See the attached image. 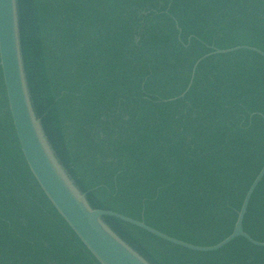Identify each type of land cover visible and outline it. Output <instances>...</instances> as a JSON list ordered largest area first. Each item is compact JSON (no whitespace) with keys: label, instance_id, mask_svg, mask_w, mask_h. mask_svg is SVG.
<instances>
[{"label":"trees","instance_id":"trees-1","mask_svg":"<svg viewBox=\"0 0 264 264\" xmlns=\"http://www.w3.org/2000/svg\"><path fill=\"white\" fill-rule=\"evenodd\" d=\"M31 102L93 210L214 247L264 165V0H17ZM177 99V100H176ZM175 100L173 102H169ZM105 224L149 264H264L236 239L199 254ZM264 244V177L243 220ZM0 264H99L32 177L0 68Z\"/></svg>","mask_w":264,"mask_h":264},{"label":"water","instance_id":"water-1","mask_svg":"<svg viewBox=\"0 0 264 264\" xmlns=\"http://www.w3.org/2000/svg\"><path fill=\"white\" fill-rule=\"evenodd\" d=\"M241 51L253 53L264 59L263 52L250 47L226 51L213 49L211 54L202 57L194 65L189 85L179 99H183L190 90L201 62L212 56H225ZM0 68L14 131L32 177L59 216L99 264H149L105 224V218L118 220L169 245L193 253H215L236 239H243L253 247L264 249V244L251 239L242 227L250 200L264 177V165L246 193L232 234L214 247L192 246L163 235L147 227L143 222L111 212L93 210L89 206L85 195L77 189L58 162L45 136L41 121L35 114L23 64L17 0H0ZM173 101L175 100L169 102Z\"/></svg>","mask_w":264,"mask_h":264}]
</instances>
